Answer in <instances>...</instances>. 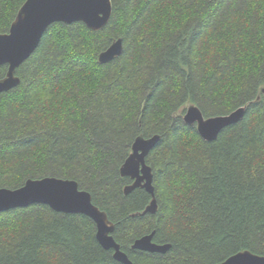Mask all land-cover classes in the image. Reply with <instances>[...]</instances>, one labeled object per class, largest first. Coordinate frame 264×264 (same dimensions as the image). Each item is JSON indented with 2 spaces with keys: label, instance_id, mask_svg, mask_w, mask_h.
I'll return each mask as SVG.
<instances>
[{
  "label": "trees",
  "instance_id": "trees-1",
  "mask_svg": "<svg viewBox=\"0 0 264 264\" xmlns=\"http://www.w3.org/2000/svg\"><path fill=\"white\" fill-rule=\"evenodd\" d=\"M27 0H0V34ZM109 24H53L0 96V189L29 179L75 180L116 225L134 264H220L264 256V0H112ZM123 39L122 55H99ZM0 67V79L7 74ZM260 100L258 101V99ZM247 107L213 142L184 122ZM161 140L147 157L152 197L120 170L139 136ZM155 233L166 254L133 250ZM85 215L33 205L0 214V264H120Z\"/></svg>",
  "mask_w": 264,
  "mask_h": 264
},
{
  "label": "water",
  "instance_id": "water-1",
  "mask_svg": "<svg viewBox=\"0 0 264 264\" xmlns=\"http://www.w3.org/2000/svg\"><path fill=\"white\" fill-rule=\"evenodd\" d=\"M113 12L112 0H27L19 9L8 33L0 34V67H8L6 76L0 79V96L20 84L17 70L34 54L53 24L83 23L90 30L99 32L109 24ZM123 50V39L114 40L99 55V63L104 65L113 62L122 55ZM246 111L247 107H241L229 115L206 118L198 106L190 105L187 107L184 122L188 126H196L204 141L213 142L224 129L242 121ZM160 140L158 135L150 138L139 136L132 146V153L120 170L122 177L130 178L133 182L125 187L126 196L137 189H144L152 197L145 211L134 216L156 214L159 210L154 173L147 164V157ZM33 205H46L58 213L89 217L96 224L99 244L105 250L113 251L114 259L120 264H134L114 237L116 225L106 212L94 204L93 196L80 189L77 181L47 177L29 179L21 188L15 190L0 189V214ZM155 233L137 239L132 249L162 255L169 252L171 244L155 243ZM220 264H264V256L245 251Z\"/></svg>",
  "mask_w": 264,
  "mask_h": 264
},
{
  "label": "flooded vegetation",
  "instance_id": "flooded-vegetation-1",
  "mask_svg": "<svg viewBox=\"0 0 264 264\" xmlns=\"http://www.w3.org/2000/svg\"><path fill=\"white\" fill-rule=\"evenodd\" d=\"M136 215V214H135ZM136 241V240H135ZM155 242V241H154ZM132 247H133V245H132Z\"/></svg>",
  "mask_w": 264,
  "mask_h": 264
},
{
  "label": "bare ground",
  "instance_id": "bare-ground-1",
  "mask_svg": "<svg viewBox=\"0 0 264 264\" xmlns=\"http://www.w3.org/2000/svg\"><path fill=\"white\" fill-rule=\"evenodd\" d=\"M187 110V109H186ZM197 128V127H196Z\"/></svg>",
  "mask_w": 264,
  "mask_h": 264
}]
</instances>
